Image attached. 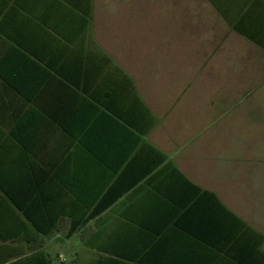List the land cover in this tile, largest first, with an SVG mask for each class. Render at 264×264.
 <instances>
[{
    "label": "crops",
    "instance_id": "1",
    "mask_svg": "<svg viewBox=\"0 0 264 264\" xmlns=\"http://www.w3.org/2000/svg\"><path fill=\"white\" fill-rule=\"evenodd\" d=\"M98 5L0 0V232L16 234L0 259L264 264L263 148L226 128L214 100L171 96L187 84L160 87L148 70L143 83L129 33ZM194 6L263 84L264 0ZM147 107L157 122L143 133Z\"/></svg>",
    "mask_w": 264,
    "mask_h": 264
},
{
    "label": "rangeland",
    "instance_id": "2",
    "mask_svg": "<svg viewBox=\"0 0 264 264\" xmlns=\"http://www.w3.org/2000/svg\"><path fill=\"white\" fill-rule=\"evenodd\" d=\"M98 6V15L107 27L129 33V40L123 41L127 44L123 53H129L127 57L143 83L150 81L148 70L160 87L187 84L188 88L176 89L171 96L214 100L218 104L213 113L224 119L223 125L241 131L250 146L264 150V82L255 84L263 74L245 70L251 58L226 55L228 43L220 41L219 34L206 32L194 0H99ZM250 81L256 86L243 88ZM157 95L166 97L164 92ZM260 174L264 184V167ZM260 188L264 191V186ZM53 259L55 264H69V260H58L56 254Z\"/></svg>",
    "mask_w": 264,
    "mask_h": 264
},
{
    "label": "trees",
    "instance_id": "3",
    "mask_svg": "<svg viewBox=\"0 0 264 264\" xmlns=\"http://www.w3.org/2000/svg\"><path fill=\"white\" fill-rule=\"evenodd\" d=\"M124 75L126 76V74H124ZM132 90H133V95H136L138 97L139 103L142 106H144L143 101L141 100V97L137 95L136 88H135L133 82H132ZM146 110H147L146 112L149 116V121H148L147 125L144 126V128L139 127L140 131H142L143 133H146L150 129H152L157 122L156 117L152 114V112L149 110L148 107ZM0 189L4 192L5 187L2 184H0ZM5 195H7L9 197V195H11V193L6 191ZM219 204L222 206V204L220 202H219ZM1 208H2V201L0 200V209ZM223 208H224V210H227L224 206H223ZM227 212H229V214H230V211L227 210ZM232 215L234 216V214H232ZM1 221L2 220L0 218V225H1ZM251 230L256 233V231L253 228H251ZM14 235H16V234H3L2 232H0V239L1 238L10 239V237H14ZM129 261H131V260H111V259L110 260H94L90 264H131ZM137 261H140V264H161L162 263V260H156L158 262H155V263H153L149 260H137ZM188 261H192V260H188ZM0 264H55V263L53 262V260H51V258H49L43 252L32 254L30 256L22 258L21 254L18 251H11L8 258L5 257L4 260L0 259Z\"/></svg>",
    "mask_w": 264,
    "mask_h": 264
}]
</instances>
